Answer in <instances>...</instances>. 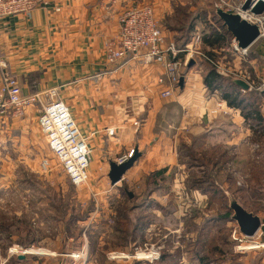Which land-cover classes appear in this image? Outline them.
Listing matches in <instances>:
<instances>
[{"label": "crops", "instance_id": "0c3cea01", "mask_svg": "<svg viewBox=\"0 0 264 264\" xmlns=\"http://www.w3.org/2000/svg\"><path fill=\"white\" fill-rule=\"evenodd\" d=\"M174 1L46 0V4L28 13L0 17V103L6 99L2 93L6 70L14 74L24 95L47 88L58 89L91 150L89 182L83 188L98 195L103 206L101 211L92 213L90 219L91 216L104 217L110 224L112 220L108 223V218L116 216L114 202L127 193L132 202L129 217H134L133 211L137 208L153 218L147 232L156 229V225L170 222L182 225L184 208L187 211L201 209L208 201L200 190L185 183L191 169L183 163L182 154L184 150L183 157L189 159L186 146L193 138L201 139L199 147L224 146L231 158L245 156L264 161V135L257 141L253 123L245 121L239 112L214 116L209 109L215 99L206 95L200 97L207 90L199 92L196 99L190 85L163 96L170 87L163 64H144L130 58L107 62L106 46L118 40L119 16L135 4L151 3L168 41L180 47L189 36L202 31V25L196 24L200 17H196L195 22L179 20L176 25L167 22L169 16H175ZM204 45L215 51L204 42L201 50ZM254 52L255 60L263 59L259 69H254L261 75L264 73V52L259 48ZM179 57L183 59L185 54ZM3 62L7 67L2 66ZM194 69L203 71L200 66L191 68ZM200 77L205 83L203 73ZM159 78H164L165 82L160 84ZM188 104L192 107L185 108ZM261 106L264 116V102ZM39 114L38 104L27 107L23 116L0 106V177L15 176L18 167L28 176L42 175L48 170L56 172V167L49 169L58 160L42 132ZM111 129L114 130L112 136ZM136 147L141 155L122 180L113 185L109 178L110 163L118 162ZM184 168H188L187 174ZM155 172H158L156 180L150 176ZM228 177L221 184L223 189L235 194L229 189L234 185L242 194L246 188L264 197L263 189L242 185L235 172ZM35 189L37 194L41 188ZM138 193L143 194L142 201L138 200ZM110 199L114 200L110 202ZM143 201L146 202L143 204ZM165 210L169 211V216ZM199 211L194 215L196 223L204 219ZM233 222L222 221L216 226L232 228ZM262 223L264 226L263 218ZM258 236L264 243V233ZM258 250L264 253V247ZM257 264H264V255Z\"/></svg>", "mask_w": 264, "mask_h": 264}, {"label": "rangeland", "instance_id": "374dc122", "mask_svg": "<svg viewBox=\"0 0 264 264\" xmlns=\"http://www.w3.org/2000/svg\"><path fill=\"white\" fill-rule=\"evenodd\" d=\"M240 1L175 0L173 2L175 16H169L167 22L176 25L179 20L183 21L186 19L187 21L192 20V22H195V18L200 17L199 23L196 24L202 25L200 33L203 36H207L211 31V26L214 25L218 29L221 28L216 19L212 17L213 13L216 14V3L225 2V8L231 10L232 5H237ZM230 40L228 38V42L227 40L218 42L215 45L214 52L208 50L205 45L203 50L200 51L203 54L210 52L209 55L219 62L220 70L229 73L225 77H230L234 81L237 79L244 80L242 77L245 76L246 70H250L251 75L254 76L256 74L254 71L255 67L259 69V63H262L263 59L257 58L258 60H255L253 53H255V48L262 49L264 52V38L262 37L254 43V46L249 51L247 61L238 60L233 53L230 55L227 48L230 45ZM219 46L222 47L219 48ZM203 60L206 61L204 57ZM253 60H255L254 65L252 64ZM250 63L251 65H249ZM227 68H232V71H234L228 72V70H225ZM225 72L224 74H226ZM200 95V97L205 95L214 97V93L209 92V87L206 92H202ZM217 95L220 96L218 93ZM184 153L185 151L183 150ZM183 154V163L188 166L187 162L189 159H185ZM240 157L232 156L231 158L230 155L227 161L220 162L211 169L217 182L223 185L229 174L235 172L236 177L242 181V185L256 186L264 190V161L258 162L245 156ZM52 167L57 168L55 173H51L48 170L43 172L42 175L32 174L28 176L25 175L23 168L18 167L14 171L15 176L0 177V264H60V262H63V264H151L145 259L137 258L110 259L111 252H133L136 247H144L146 242L165 243L164 251L169 254L166 256L165 261L168 264H200L198 256L195 255V249L192 248L191 244L195 242L202 220L201 223H196L194 215L199 210L204 216L205 213L208 214L207 210L211 207L209 200L201 209L194 208L187 211L184 208L183 216H185L182 219V225H176L174 222L164 226L156 225V229H150L145 238L138 239L135 243H128L127 233L121 232V234L117 235L120 230L127 229L125 225L127 223L124 220L130 212L129 207L132 204L128 194L125 193V197L123 195L117 203L114 202L115 206L112 205L114 211H116V216L114 219L112 217L108 218V223L109 220H112L110 224L106 223L104 217L95 219V217L91 216L90 219L92 213L97 212L98 209L99 211L102 210L103 201L101 203L98 195L90 191L89 188L84 189L73 185L57 161L55 166H50L49 169H52ZM187 170L188 168H184L185 174H187ZM188 181L189 179L187 178L185 183L189 184ZM35 187L42 190L40 189L39 193L35 194L34 191L38 192ZM244 191V194H240L243 198H241L242 201L247 203V206L252 211L264 219V197L260 198L256 190L245 188ZM142 195V193L137 195L139 201L144 198ZM113 200L110 199V202ZM40 204H42L41 207H39ZM209 209L212 210L213 208ZM140 213L137 208L133 211L135 218ZM100 220H103L104 224ZM88 221L90 224L87 226ZM231 224L229 241L225 240V236H228L226 235L228 229H222L220 232L216 228H209L207 231L205 230L206 232L203 230V239L200 247H197L198 252H201L200 254H209L212 260L211 264H257L264 253H260L261 251L258 250V247L244 251L239 250L237 247L243 242L240 243V241H235L232 238L237 226L235 222ZM178 233L189 236V238L181 240L178 238ZM262 233H264V226L258 235ZM258 235L253 238H247L248 244L252 245L255 243L264 247V243L259 241L260 236ZM14 244H19V246L24 248L34 245L38 253L26 254L21 259L17 253L9 252V249ZM213 248H217L220 252H211ZM76 253H79L81 257L72 256ZM215 259L218 261H214ZM160 260L156 262L158 263Z\"/></svg>", "mask_w": 264, "mask_h": 264}, {"label": "built area", "instance_id": "2783aa9c", "mask_svg": "<svg viewBox=\"0 0 264 264\" xmlns=\"http://www.w3.org/2000/svg\"><path fill=\"white\" fill-rule=\"evenodd\" d=\"M246 0H241L237 5H232V9H226V3H216V10L221 8L229 12L238 13L241 17L252 24L258 25L260 29V37L264 38V11L260 14H255L251 9L243 10L242 7ZM252 6L259 1L251 0ZM46 0H0V17L12 14H25L36 7L46 4ZM230 4V3H229ZM229 8V7H228ZM60 10V8H58ZM119 35L116 42L110 43L106 46V60L109 63H116L123 59H137L144 64L160 63L163 64L166 70L167 79L170 87L165 90L162 95L169 96L175 89H179V82L181 76H184V87L191 86L193 97L196 99L199 92L207 90L208 87L203 83L200 76L201 70L194 69L184 72L191 60L197 61V58L210 62L214 66L216 72L220 75L228 76L220 70V64L214 60L211 55L201 53L200 45L203 42V35L200 32L191 36V39L183 46H178L174 42H169L165 35L164 29L156 15L155 7L148 2L135 4L130 8L124 10L119 16ZM258 39V40H259ZM257 40V41H258ZM230 47V48H229ZM229 53L237 56V59L247 61L250 48L242 49L239 47L238 41L232 36L230 45L227 47ZM184 53L185 57L180 58L179 54ZM232 55V54H231ZM212 57V58H209ZM236 61V60H235ZM3 67H7V63H2ZM233 72L232 68L225 69ZM249 71H245V76L242 78L249 83L250 89L264 90V73L259 75ZM160 84L164 83V78H159ZM3 95L6 99L0 106L4 109L13 110L18 116H23L25 110L30 105L38 104L40 108L39 124L42 132L48 142L49 148L56 156L61 168L68 176L70 182L77 187H85L89 182V167L91 162V150L87 144L86 139L82 135L78 124L76 123L70 107L63 100L57 88H47L33 94L24 95L19 86L16 77L10 71L4 72V88ZM215 99L214 104L209 111L218 115H231L238 112L236 109L228 106L218 95H213ZM192 107L191 104L185 108ZM263 131V130H262ZM112 136L114 130H109ZM133 150L119 158L118 162H124L132 156ZM46 168V166H43ZM178 238L188 239L178 233ZM232 238L235 241H240L239 250H246V240L248 237L243 235L238 228L235 229ZM258 248L261 245L256 246ZM36 247H23L14 244L9 249L10 253H17L19 256L26 254H37ZM165 249V243L155 242L144 243V247L135 248L133 252H111V260H119L121 258H137L145 259L149 263L154 264L160 260ZM35 250V251H34ZM85 250V248H84ZM21 254V255H20ZM77 258L81 257L79 253L73 254Z\"/></svg>", "mask_w": 264, "mask_h": 264}, {"label": "trees", "instance_id": "16d2710c", "mask_svg": "<svg viewBox=\"0 0 264 264\" xmlns=\"http://www.w3.org/2000/svg\"><path fill=\"white\" fill-rule=\"evenodd\" d=\"M212 17L213 19H216L221 28L218 29L214 25L211 26V31L207 34V36H203V42L206 45L215 48V45L221 40H227L228 42V38L230 40L232 34L227 30L226 26L223 24V21L215 13H213ZM188 39L190 40L191 37ZM189 40H187V42ZM185 44L186 43H183V45ZM220 47L222 46H219V48ZM209 54L210 52L208 53V55ZM197 61L194 66H187L184 72H188L195 66H200L203 70L202 73L204 82L209 87L210 92L218 93L220 95V98L224 102H226L228 106L236 109L242 115L245 121H250L251 123H253L252 129L254 130V135L257 136V141L260 140L264 135V116L261 109V105L264 102V90H243L242 87H240L232 78L218 74L214 66L211 65L210 62H206L203 59H197ZM259 131H262V133ZM200 140L201 139L193 138L192 143L186 146L187 155L189 156L187 164L191 169L188 183L191 188L200 190L205 196H207L209 202L211 203V207L209 208L213 209L210 210L208 208V214L205 213V216L201 211H199V214L204 217V219L200 224L201 227H199L198 235L196 234L195 242L191 244V246L195 249V255L198 256L200 264H211L212 260L210 259L209 254H200L201 252H198V248L200 247L201 241L203 239V233L209 228H217L218 232H220L222 229H228V232L226 233V235L228 236H225V240L229 241V230L231 231V228L227 225H221V227L218 228L216 224L222 221H231L232 214V210L229 208L224 190L222 186L217 182L214 174H212L211 169H213L220 162L227 161L230 154H228V150L225 149V147L222 145H217L214 147H199V145L202 144ZM157 173L158 172L152 173L150 176H152L154 180H156ZM228 179L231 178L228 177ZM229 182L230 184H232L231 180ZM229 189L236 192V197L240 199L245 207H248V204L242 201L243 198L241 196V190H239L234 185H231ZM145 202L146 201H143V204ZM156 206H158V204H156ZM161 210H163V207H161ZM144 211L146 212V209H144ZM165 212L166 214L169 213L168 210H165ZM170 215H173V213ZM152 219L153 218L145 213H140V215L136 218H131V216L129 217V214H127L126 219L124 220L125 223H127L125 224L127 226V229H122V232L127 233L128 235L127 242L135 243L138 239L145 238L147 228L152 223ZM214 251L216 252L219 250L217 248L211 249V252ZM167 253V251H164L161 257L162 259L158 263L156 262V264H168V262L165 261L166 256L169 255ZM214 261L218 260L215 259Z\"/></svg>", "mask_w": 264, "mask_h": 264}, {"label": "water", "instance_id": "95a60500", "mask_svg": "<svg viewBox=\"0 0 264 264\" xmlns=\"http://www.w3.org/2000/svg\"><path fill=\"white\" fill-rule=\"evenodd\" d=\"M242 9H251L253 13L260 14L264 11V1H259L252 6V1L246 0ZM216 14L223 21L227 30L238 41L239 47L242 49L251 47L259 39L260 29L258 25L252 24L243 19L240 14L229 12L221 8L216 10ZM195 63V60H191L188 66L192 67ZM184 81V76H181L179 82L180 88L184 87ZM235 82L242 87L243 90H249V84L245 80L237 79ZM140 155L141 154L138 152V148L136 147L133 150L132 156L124 162L119 163L112 161L110 163L109 178L113 185L118 184L122 180L125 173L133 167ZM223 190L227 198L229 208L232 210L231 220L236 223L238 230L243 235L248 238L255 237L262 228L261 216L242 205L234 193L228 191L227 189ZM130 195L132 196V194ZM20 257L21 259L24 258V256ZM60 264H63V262H60Z\"/></svg>", "mask_w": 264, "mask_h": 264}, {"label": "bare ground", "instance_id": "6f19581e", "mask_svg": "<svg viewBox=\"0 0 264 264\" xmlns=\"http://www.w3.org/2000/svg\"><path fill=\"white\" fill-rule=\"evenodd\" d=\"M252 244V243H251ZM259 245V244H258ZM257 244L253 243L252 245H249L248 243H246V246L243 247H247V248H255L256 246H258Z\"/></svg>", "mask_w": 264, "mask_h": 264}]
</instances>
